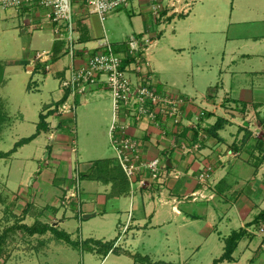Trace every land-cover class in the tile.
<instances>
[{
    "label": "rangeland",
    "instance_id": "rangeland-1",
    "mask_svg": "<svg viewBox=\"0 0 264 264\" xmlns=\"http://www.w3.org/2000/svg\"><path fill=\"white\" fill-rule=\"evenodd\" d=\"M150 7L148 0H129L126 6L108 12L100 23L97 15L89 13L88 7L83 6L82 0H73V8L80 10L77 19L80 22L85 20L90 30L92 39L88 45L107 36L113 47L120 49L118 54L122 56L125 49L123 43L130 36H136L140 31L150 36L159 29ZM43 11L38 9L40 14ZM35 12V7L26 13L16 8H0V264H150L151 261L160 264L156 261L161 260L175 264H211L221 254L226 238L241 229L245 230V234L237 240L236 247L239 244L240 248L238 246L234 255L238 258V250L241 249V253L246 252L244 257L238 262L225 261L223 264H264V220L253 221L258 213L264 211V147L263 144L258 148L249 143L253 138L261 140L264 134L258 137L255 131L247 134L246 130L245 135L241 133L233 141L228 138L230 141L227 145L214 147L216 151L208 161L195 169H189L193 170V174L173 164V173L177 177L171 176L160 184L144 175L143 183L133 182L131 188L120 166L119 157L109 142L108 128L112 116L109 90L101 86L77 95L73 113H63L58 109L61 104H56L61 91L58 81L60 75H51L48 71V68L51 69L52 56L47 54L44 61L35 57L37 53L50 51L53 34L48 25L37 27L39 21L35 20ZM178 12L183 11L180 9ZM170 32L166 30V33ZM158 41V47L152 50V65H159L161 70L165 67L161 75L163 78H177L180 85L185 80L182 76H186L192 69L198 77V73H203L196 67H189L187 47L185 53H178L177 59H174L173 46H186L188 37H175L171 40L163 33ZM193 41L198 40L194 37ZM210 43L211 40H208L209 46ZM164 46H168L169 50ZM61 48L64 49L62 44ZM210 48L216 50V46ZM210 48H207V52L203 48L193 49L192 57L203 61L211 52ZM62 54L60 64H67L70 57L64 52ZM21 59H24L23 64ZM10 60L13 63H8ZM147 69L141 67L140 73L149 74ZM204 73L213 75L212 72ZM138 75L129 73L132 81H136ZM194 80V83L198 82ZM180 86L182 89L183 86ZM185 88H190V82L186 83ZM168 97L175 101L180 99L176 96ZM185 106L181 102V108ZM126 108L128 110L120 108L117 111L112 132L118 142L128 145L127 148L123 147V155L130 161L137 160V157L142 160L157 157L150 154L146 142L153 133L151 130L148 132V125L154 128L159 126L160 139L165 146L160 151L161 155H170L168 161L172 163L169 151L173 150L172 143L174 139L177 142V138L173 129L167 127L173 125L167 115L163 119L164 124H160L137 115L130 106ZM40 116L45 119L42 120ZM258 120L264 125V116L258 117ZM41 122L47 128H43ZM182 128L179 130L182 131ZM226 134L224 132L228 137ZM31 135L33 139L39 137V141H30L24 145L18 143ZM203 135L209 136L206 132ZM245 138L246 146H240ZM179 141L184 143V148L180 147L181 155L189 154L190 151L186 150L189 147L188 140L183 137ZM253 156L255 162L259 160V164L254 166L259 171L255 181L252 178L253 167L250 166L255 165ZM99 158L109 160L102 159L103 162L97 163L89 171V164ZM236 159L249 161L248 164L241 161L239 163L242 164L236 166ZM91 173L105 179L103 183L96 184L99 190L104 189L103 185L111 188H108L106 196L112 192L123 197L120 200L114 199L115 208L120 212L112 210V201H109L104 208L107 213L103 216L98 212L88 218L65 217L60 214L63 220L57 227L52 225L57 218L55 211L65 210L71 214L72 207L86 202L81 195L85 190H90V185L85 188L88 179L83 175ZM200 173L204 174L203 179H200ZM177 180L184 183L183 190L174 193L175 187L171 189L169 186ZM218 180L222 181L216 183ZM189 183L186 190L184 185ZM91 189L97 191L93 187ZM145 190L150 192V197H158L160 203L165 201V197L168 199L176 196L170 206L171 210L176 202L182 206L174 213H185L182 209L185 208L196 210L201 217L180 231L171 224L145 230H141L136 223L130 225L128 210L131 207L132 211L133 205L129 207V200L125 196L130 197ZM196 190L199 194L191 196ZM207 219L213 224L212 235L202 238L199 229ZM126 223L127 227L123 229ZM45 226L65 230L77 245L72 246L57 239L50 229H44ZM87 237L98 239L104 245L93 242L85 244ZM112 246H116V251H110ZM104 255L106 257L102 261ZM143 255L148 256L150 262L141 257Z\"/></svg>",
    "mask_w": 264,
    "mask_h": 264
},
{
    "label": "crops",
    "instance_id": "crops-1",
    "mask_svg": "<svg viewBox=\"0 0 264 264\" xmlns=\"http://www.w3.org/2000/svg\"><path fill=\"white\" fill-rule=\"evenodd\" d=\"M163 2L164 10L161 12V18L156 19L151 12L154 22L157 26H160L159 29L155 33L153 31V34L150 36H146L144 31L136 33L137 38L148 40L146 43L147 48L142 55L140 68H148L147 71L153 78L152 83L162 90L164 94L176 96L181 100L184 99L182 102L186 106L181 109L177 124H175L174 127L173 125L171 127L167 126L168 129H173L177 138V142H175V139L173 140V150L169 152L171 153L172 163L174 165L180 168L184 167L186 173L193 174V170L190 171L189 169H195L199 164L208 161L211 154H214L216 151L213 150L214 147L227 145L226 143H229V139L232 138L233 141L235 138L237 139L239 134L242 133V135H245L247 132L246 130H248L247 134L251 133V131H255L258 137H262L260 135L264 134V125H261L258 120V117L262 118L264 116L261 115L264 113V0H164ZM174 8H176V10H174ZM180 9H182L183 12H178ZM147 10H149L148 7ZM34 17H36L35 20L38 21L40 18L38 12H35ZM27 23L30 22L27 20ZM164 24H166L165 28L163 26ZM166 30L171 32L166 33ZM163 33L171 40L175 39V37H188L186 46L182 45V48H178L176 45L173 46L172 51L175 54L174 59H177L178 53H185L187 49L189 67H196L197 70L203 72L202 74L198 73V77V75L193 73L192 69L186 76H182V78H185L184 82L180 83V85L183 86L182 89L177 83V78L171 80L161 76L164 74L162 71H165V67L164 70H161L159 65L156 66L158 68L152 65V50L158 47V37ZM194 37L195 40L197 38L198 41H193ZM91 39L92 36L89 27L85 23V20H82L79 22V39L75 46L76 54L73 57L69 55L70 59L67 64H60L62 55L58 57L55 61L51 62V69L48 68L49 73H51V75L57 73L62 76L67 67L83 63L87 57V53L93 51L94 48L102 42V38H99L93 41L91 45H88ZM208 40H211V47L216 46V50L210 48ZM123 44L125 45V42ZM53 45L54 42L52 43V46ZM52 46L50 49L51 52ZM164 47L167 48L168 46ZM185 47L187 48L185 49ZM208 47L211 52L203 61L199 60L197 57H195V60V58L192 57L193 49L199 50L203 48L204 52H207ZM122 52L124 53L125 51ZM22 60L24 59L20 60L21 63ZM11 61L13 63V60L8 61V63H11ZM205 71L212 72L213 75L211 76L210 73H204ZM194 78L198 82L194 83ZM187 82H190L189 89L185 88ZM61 96L62 92L60 91V98ZM218 118L222 119L223 123L221 127L216 130L217 136H204L203 134L206 132V129L212 126ZM179 122H181L180 125ZM111 124L112 116L108 128V136ZM148 127V132L150 130L153 131L148 142H146L151 150L150 154L162 156L160 151L165 146L160 139L161 127L158 126L154 128L152 125H148ZM181 127H183L182 131L187 129L185 135L179 130ZM256 128L261 130L257 131ZM228 131H234V134L228 133ZM195 132L197 133V137L194 136ZM224 132L225 134L227 133L226 135L228 137L224 135ZM202 136L204 138H202ZM183 137L189 142V147H187L186 150L190 151V153L182 156V149L180 147L184 148V143L179 140ZM257 139L260 138H253L249 143H253L252 146L258 147V144H256ZM30 141L38 142L39 137H35ZM260 141H262L264 147V136ZM246 143L247 139L245 138L243 142H240V146L241 144L242 146H246ZM23 145H21L20 148ZM249 145L251 144H247L248 147H252ZM253 158V162H255L256 159L254 156ZM99 159L105 160L108 158ZM241 161L242 160L238 161V159H236V163L234 162V164L240 166L242 163L239 162ZM248 161L243 160L242 162L248 164ZM92 163L89 164L88 170H90ZM257 164H259V160L255 162V165H250L253 167L252 178L254 181L257 180L256 177L259 174L258 168L256 169V167H254ZM188 178L190 177L188 176ZM179 179L181 180L182 176ZM178 180L173 181L169 186L171 189L172 187L176 188L173 190L174 193H179L183 190L182 184L184 183ZM222 180H218L216 183ZM98 182L100 183L102 181L88 179L85 188L87 189L88 185H90V190H85L81 195L83 201L86 202H82L83 204L78 203L75 208L72 207L73 210L71 214H67L65 210L55 211L57 218L53 221L52 225L56 227L59 225L60 221L63 220L61 219V215L65 217L74 216L88 218L98 212L103 216L107 213L104 208L109 201H112V210L120 212L118 208H115L114 199L120 200L123 197H118V195L112 192L106 196L105 193L108 192V188H111L103 185L104 189L99 190L96 185ZM190 184L191 183L184 185V187L186 186V190ZM91 187L97 189V191L95 192ZM251 191L253 192L254 190ZM175 198L176 196L168 197V199L165 197V201L160 203L158 202V197H150V192L146 190L142 191V193H135V195L133 194V196L130 197L126 195L125 199L129 200V207L131 204L133 205L131 215H129L128 210L130 225L136 223L135 225L139 228L141 227V230H145L147 228H160L166 224H171L172 227L175 226L177 230L180 231L190 226L192 221L201 217L196 210L191 211L185 208H182L186 211L185 213H183V211L182 213L180 211L178 214L174 213L170 206L173 204ZM179 203L180 202H176L174 204L177 209L182 206ZM201 205L205 206L206 204L201 203ZM209 219H207L204 226L199 229L202 238H207L212 235L213 224L209 222ZM62 231L66 232L65 230ZM66 233L69 235L68 232ZM87 238L98 240L92 237ZM219 247L223 248L220 244ZM223 251L224 248L221 254L212 260L211 264L222 255ZM234 251L230 261L223 260L217 264H223L225 261L229 263L238 262L246 253H241L242 250L239 249L238 259L235 257ZM106 255H104L102 261ZM252 261L253 260H251V262ZM167 263L175 264L173 262ZM239 264L242 263L239 262ZM252 264H254V262Z\"/></svg>",
    "mask_w": 264,
    "mask_h": 264
},
{
    "label": "built area",
    "instance_id": "built-area-1",
    "mask_svg": "<svg viewBox=\"0 0 264 264\" xmlns=\"http://www.w3.org/2000/svg\"><path fill=\"white\" fill-rule=\"evenodd\" d=\"M128 1L82 0V3L84 7H88L89 13L96 14L99 21L102 22L108 12L126 6ZM148 1L151 3L150 8L155 18H161V12L164 10V0ZM33 7L36 8V12H38L39 8L44 10L43 14L38 13L41 19H38L37 27L42 28L48 25L53 34V42H60L64 48H61V52L73 57L76 54L75 46L79 39L80 22L76 17L79 15L80 10L73 8V0H0V8L2 9L16 8L17 11L27 12ZM147 41L134 35L130 36L125 41V52H122V56L114 50L107 36H104L102 42L93 51L87 53L83 63L67 67L65 73L58 80L62 96H65V99L58 106V109L63 113L74 112L77 95L94 91L101 86L109 90L112 103V124L109 132V142L116 156L119 157L120 166L131 188L133 182L143 183L144 175L160 184L171 176L177 177L173 173L175 170L173 163L168 161L170 155L157 156L148 160H142L137 157V160L130 161L123 155V147L127 148L128 145L121 144L112 135L117 111L120 108L128 110L127 106L133 108L137 115L145 116L156 123H159L157 120L158 115L161 117V121L167 115L168 120H171L173 125L174 122H178L182 109V100H171L168 95L156 91L151 75L147 72L140 73V63L142 62V55L147 48ZM47 54L52 55V52L42 51L37 53L35 57L39 61H44ZM127 56H130L133 61L122 68V60ZM130 72L137 75L139 73L136 81H132L129 76ZM166 105L167 109H165ZM203 175L200 173V179H203ZM197 194H199L198 190L190 195L196 197L195 195ZM172 209L173 211H178L176 206H173ZM129 215H131V208H129ZM129 218L130 216L128 220ZM126 227L127 223L123 229Z\"/></svg>",
    "mask_w": 264,
    "mask_h": 264
},
{
    "label": "trees",
    "instance_id": "trees-1",
    "mask_svg": "<svg viewBox=\"0 0 264 264\" xmlns=\"http://www.w3.org/2000/svg\"><path fill=\"white\" fill-rule=\"evenodd\" d=\"M113 45V44H112ZM114 48V47H113ZM114 50L115 51H120V49H118V48H114ZM125 50V49H124ZM61 55H63L62 54V52H61V44H60V42H55L54 43V45L52 46V57H51V59H50V62H53V61H55L58 57H60ZM133 61V59L129 56H127V57H124V59L122 60V68H124V66H126V65H128L129 63H131ZM42 65V64H41ZM155 88H156V91H159V92H162V93H164L162 90H160L156 85H155ZM65 99V96H61V98L59 99V100H57V102H56V104H59V103H61L63 100ZM47 114V113H46ZM45 114V115H46ZM41 117V119L43 120V119H45V117L44 116H40ZM157 120H158V122L161 124H164L163 123V121H161V117L158 115L157 116ZM222 123H223V120L222 119H220V118H218L217 120H216V122L212 125V126H210L209 128H207L206 129V134H208V135H210V136H213V137H216L217 136V134H216V130L217 129H219L220 127H221V125H222ZM41 124H42V127L43 128H47V125L44 123V122H41ZM41 129V128H40ZM186 131H187V129H184L183 131H182V133H183V135H185V133H186ZM194 136L195 137H197V133L195 132V134H194ZM31 139H33V135H31L30 137H27V138H23L22 140H20L18 143H20V144H24V143H27V142H29ZM257 144H258V147H260V144H262L261 143V141L260 140H257ZM263 147V146H262ZM105 160H109V159H105ZM111 160V159H110ZM99 162H103V161H101V159H98V160H95L93 163H92V166L90 167V170L91 169H94V166H96V164L97 163H99ZM89 170V171H90ZM90 175V176H89ZM92 175V176H91ZM83 177L84 178H87V179H89V180H102L98 175H93L92 173L91 174H88V175H83ZM105 180V179H104ZM104 180H102V182H104ZM105 182H107V181H105ZM264 220V211H262V212H260V213H258L257 214V216H256V218H254V222L255 221H258V220ZM251 223V222H250ZM248 225H249V223H247ZM44 229H50L52 232H53V234L55 235V237L57 238V239H62V240H64L66 243H68V244H70V245H72V246H74V245H77V242H75V241H72L71 239H70V237H69V235L66 233V232H64V231H62V230H58L56 227L54 228V227H52V226H45V228ZM245 234V230H243V229H241V230H238V231H236V232H233L230 236H228L227 238H226V240H225V245H224V251H223V253H222V255L219 257V258H217V259H215L214 260V262H213V264H217L218 262H220V261H223V260H228V261H230L231 259H232V257H231V255H232V253H233V251H234V249L236 248V243H237V240L239 239V238H241L243 235ZM88 242H93L94 244H96V245H101L100 244V240H93V239H91V238H88V239H86L85 241H84V243L85 244H87ZM104 244H102L101 246H103ZM108 250H110V249H107V251ZM110 251H116V246L115 247H113L112 246V249L110 250ZM135 256V255H134ZM141 257H143V258H146V260L147 261H149V258H147L148 256H146V255H144V256H141ZM146 261V262H147ZM150 262V261H149ZM154 262H150V264H153ZM156 263H160V264H168L167 262H163V261H156ZM169 264H171V263H169Z\"/></svg>",
    "mask_w": 264,
    "mask_h": 264
}]
</instances>
